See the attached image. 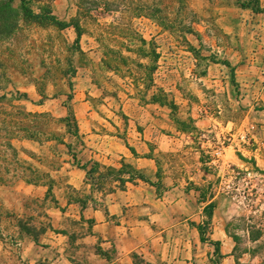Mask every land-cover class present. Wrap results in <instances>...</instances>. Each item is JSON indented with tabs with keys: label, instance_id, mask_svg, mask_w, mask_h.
<instances>
[{
	"label": "rangeland",
	"instance_id": "374dc122",
	"mask_svg": "<svg viewBox=\"0 0 264 264\" xmlns=\"http://www.w3.org/2000/svg\"><path fill=\"white\" fill-rule=\"evenodd\" d=\"M114 2L121 10L98 4L80 17L76 0H32L36 14L50 10L63 23L79 16V47L74 28L34 21L0 40V240L20 239L15 227L37 243L62 235L69 264H214V247L192 225L207 221L201 189L217 204L206 238L221 242L220 264H264V14L237 0H187L185 11L176 0ZM130 3L162 8L174 28L127 14ZM132 34L159 55L149 89L103 65L104 45ZM69 114L79 138L65 126ZM122 162L161 186L96 187L77 165L107 171ZM116 203L129 206L109 218L113 232L103 238L82 213L108 217ZM127 228L137 248L128 258L117 250ZM153 228L164 231L158 251ZM8 253L22 264L18 251Z\"/></svg>",
	"mask_w": 264,
	"mask_h": 264
},
{
	"label": "trees",
	"instance_id": "16d2710c",
	"mask_svg": "<svg viewBox=\"0 0 264 264\" xmlns=\"http://www.w3.org/2000/svg\"><path fill=\"white\" fill-rule=\"evenodd\" d=\"M80 5L79 16H83L92 9H100V6H104L102 9L108 12L121 10L120 5L116 2L112 3V0H103V3H98V1H92L88 4L86 0H76ZM243 9L252 10L255 14H264V0H237ZM18 3V6L16 5ZM116 3V4H115ZM178 8L182 11L188 9L187 0H176ZM88 5H90L88 7ZM32 0H0V40L7 39L11 37L19 28L20 22L34 21L38 22L42 26H47L48 24L59 29L74 28L77 33L76 45L79 47L81 39L83 37V32L79 23V16L73 19L70 23H63L54 17L50 10H41L40 13L36 14L32 9ZM123 10V9H122ZM127 14L138 16V17H149L156 20L162 27L166 29L174 28L173 24L167 17L163 16V9L154 7L153 4H140V3H130L129 6L125 7L123 10ZM192 32V31H191ZM113 34L110 32L109 34ZM119 37V36H118ZM117 42L116 48L104 45V59L103 65L110 72L124 73L132 77L133 82L139 86L141 83L144 87L149 89L150 84L154 83L153 74L156 69L152 67L154 61L159 59V55L154 50H148L150 43L143 37H134L128 35L127 38L119 37L115 39ZM149 60V64H145L142 61ZM147 82V83H146ZM21 97L28 98L27 95H20ZM3 96L0 99H5ZM153 102H159L157 96L151 98ZM172 109L175 110L176 106L171 105ZM65 126L69 133L79 138V127L74 122L71 114L64 120ZM184 124V123H180ZM69 149L71 146L68 147ZM134 152L133 149H131ZM74 160L77 162V158L74 156ZM78 167L86 172L87 179L92 186H102V184L113 183L118 186L121 190L126 187L128 183L134 184L137 181L144 182L155 188H159L160 184L152 183L145 175L140 171L136 170L133 166L122 162L121 169L109 168L107 171H102V167L99 163H93L90 167L85 165L77 164ZM264 176V172L260 171ZM100 184V185H98ZM200 194V202L206 204L203 212L207 219L201 224L192 225L198 231L200 235L201 243H209L215 249L214 264H220V259L223 257L221 254V242L212 241L206 238L208 229L212 223L214 212L216 210L217 204L214 198L210 202L206 199V194L201 190H197ZM236 243L234 252L239 250V238L238 236L232 237ZM236 264H241L239 259H236Z\"/></svg>",
	"mask_w": 264,
	"mask_h": 264
},
{
	"label": "crops",
	"instance_id": "0c3cea01",
	"mask_svg": "<svg viewBox=\"0 0 264 264\" xmlns=\"http://www.w3.org/2000/svg\"><path fill=\"white\" fill-rule=\"evenodd\" d=\"M123 154V157L126 158L125 161L127 163H131L129 154L126 151H123ZM141 183L144 182L137 181L136 184H140L137 187L142 186ZM127 202H129V200H127ZM123 206H129V203H116V205H114V208L116 209L115 212H113V209H111L109 211L110 216L108 217L106 216V214L104 215L101 211L97 210H94L92 213L89 214V216H87V211H83L82 214L85 219H95L96 226L94 232L100 234L101 237L106 238L105 235L108 230H111L110 234L113 232V229L111 228V222H109V218L111 216H114L115 214L119 215L121 213V207ZM82 214L78 213V215L74 217L79 220L82 217ZM65 216L68 215L65 214ZM58 225L59 221H57V223H53L54 228H56V226ZM14 229H16L17 231L16 233H14V237L17 238V236H20V239L13 242V235H10V232H7L6 234H9V238L0 240V264H10V262L8 261V255H11V253L8 252L11 251L13 253L18 251V258L21 259L20 263L22 264H69L70 261L68 256V242L62 235L53 233L54 237L50 241V243L44 244L41 242L37 243L34 240L30 239L25 234L21 233L18 227H15ZM134 233L135 230L133 231L132 229L130 230L127 228L126 232H122V234L117 235L118 238L120 237L121 241L123 242V245L119 247L117 246L118 252L128 251L127 255H124V257L126 256L128 258L129 254L137 250L136 246L133 249V247H130V245H128L131 242V238L135 236ZM163 233L164 231H161L157 228H153L148 231V236H150L149 239L151 241L150 243L154 244L157 251L159 250L160 239ZM101 246H103V244ZM11 258L12 257H10V259ZM118 261H121V264H130V262L126 258L119 259ZM106 264L110 263L107 262Z\"/></svg>",
	"mask_w": 264,
	"mask_h": 264
}]
</instances>
